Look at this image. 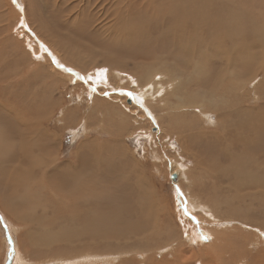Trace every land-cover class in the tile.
Wrapping results in <instances>:
<instances>
[{
	"label": "rangeland",
	"instance_id": "obj_1",
	"mask_svg": "<svg viewBox=\"0 0 264 264\" xmlns=\"http://www.w3.org/2000/svg\"><path fill=\"white\" fill-rule=\"evenodd\" d=\"M19 1L15 0L14 3L13 0H0V116L4 118L3 120L0 118V133L2 134H0V202L3 204L0 203V264H10L9 260L15 259L16 252L17 257L13 264H34L35 261L41 262V260H50L45 264H264V203L261 205L258 193L250 191L238 193L239 197L231 199L236 194L229 184L236 179L233 174H229L230 172L228 175L225 174L235 165L234 163L244 161V158L247 159L250 154L244 152V143L236 136V132L231 133L230 140L223 144L211 140L213 134H222L221 123L224 121L221 117L228 113H231L228 120L233 123L232 121L244 117L245 113L251 110L250 117L260 118L264 127V53L256 50L257 60L243 65L247 72L240 68L242 67L238 64L240 62H236L235 67L233 66L235 71H232V67L225 65V60L216 62H221L223 66L215 64V61L216 58L224 56V50L229 52L227 54L235 53L237 46L234 47L232 44L230 47L231 42L225 40L226 42L222 43L221 47L222 44L217 45V41L213 39V45H215L213 58L211 57L214 63L213 72L220 69L224 73L226 89L221 90L220 94L211 90L213 94L208 95L210 91L199 89L198 82L200 80L202 82V79H209L215 84L214 73L213 79L212 75L207 76L210 70L202 66L200 61L198 62L200 68L198 69L197 66V71L194 70L193 64L185 68V61L184 63L179 62L180 55L175 52L170 43L166 44L162 38L154 39L159 35H156L153 30L152 33L137 32L138 35L146 38L148 48L145 56L136 54V51L128 49L127 45L120 44L116 49L110 47L113 39L111 36L115 35L114 30L139 27V25H133L132 21L142 11L151 13L153 12L152 5L160 8L167 0H119L117 3L106 6L104 9L106 16L100 18L104 22H95L93 18L95 10L84 12L78 17L75 16L83 8L82 5L86 4V0ZM225 1L227 5L230 4L229 0ZM234 1L238 4V10L246 11V14L250 15L249 18H254L261 25V29L264 28V0H244L245 3L242 0ZM224 2L219 1L218 3L221 5ZM225 5L224 3L223 6ZM186 6V0H178L170 7L181 16L179 10ZM73 7H75L73 14L70 11L67 15L68 10ZM46 8L47 10H44ZM110 10L114 11L115 24L109 20ZM22 21L27 28L21 26ZM107 22L109 23L107 33L102 32L101 34L100 30L99 38L92 36V30L95 31L99 26L107 25ZM191 26L188 24L186 28L189 29ZM173 29L171 25L165 24V30L169 33ZM187 29L177 30L181 38L189 37L194 42L201 39V36ZM32 33L36 40L32 38ZM126 34L122 31L118 33V36L124 37ZM108 35L110 38H103ZM213 37H215L214 34ZM132 38L134 37L131 35L124 37L125 40ZM262 38H264V33H262ZM138 49L142 50L139 45ZM103 50L104 53H102ZM262 50L264 51V45ZM120 53L122 57L119 56ZM240 54L247 56L245 51ZM53 56H57L59 60L55 65L52 63ZM127 56L132 59H126ZM194 61H197V58ZM57 64L62 68L70 69L72 74L79 73L80 77L82 76L80 79L102 71L104 78L107 79L106 81L104 79L106 83L102 85L100 82L87 81L89 83L87 85L78 78L77 81H70L68 84L65 79L61 78L63 71L57 67ZM164 64L166 67H161ZM171 64L173 66H170ZM141 66L149 68L158 75L154 77V83L163 81L165 82L164 88L166 86L167 88L161 95L157 94L151 98L152 91L145 96V102H136L135 100L141 95V90L133 86L135 83L133 85L129 83V76L134 75L138 78ZM169 66L172 67L171 71L168 69ZM82 71L89 74L83 76ZM18 82L22 83L20 87H18ZM144 84L143 82L141 85ZM151 86L153 87V84ZM203 88L206 89L204 86ZM17 99L26 110L25 115L20 116L24 124L22 123L19 129L9 116L11 111L14 112L9 107ZM147 99H153V102ZM34 102L38 103L39 107L44 105L35 114L31 113ZM8 123L10 125H7ZM11 127L13 129L16 127L15 129L19 130H16V133L18 131L22 134H16L15 130L11 131ZM26 128L31 129L32 133L28 130L31 134H26L21 138L23 132L27 131ZM12 133L13 136H11ZM5 134L7 137L9 134V137L14 140L7 138ZM16 137L20 145L16 142ZM90 142L97 145L104 144L105 148L107 147L106 150L102 148L101 152L105 151V156L103 153L101 157L105 158L107 164L115 169V174L113 172V175L109 176L110 181L99 177V180L103 182L101 187L104 191L110 188L109 182L112 185L119 182L120 175L122 179L125 177L123 182H129L128 186L125 184L127 187H124L129 190V193L131 192V197L121 194L119 199L120 203L130 209L127 220L123 219L120 224H109L113 217L106 215L108 211L104 212L105 217H109L110 221L104 223L101 228L109 229L110 226V229L116 231L117 237L105 241L107 245L103 243L101 245L105 246L101 247L95 246L98 245L97 243L93 246L86 240L75 241L77 247H74L73 251L68 249L69 252L62 257L56 256L57 239L61 236L52 241L51 246L47 243H44L45 247L42 246L40 249L35 246L36 255L31 253L30 245H26L25 252L22 253L20 244L21 241L26 240L23 236L24 227L22 228L19 221L8 211L9 209L13 211L15 205L16 213L22 215L19 213L23 212V207L17 206L18 196L8 191L4 192L3 186L9 181L13 182L9 176L22 175L23 177L24 175L23 185L25 184L26 187L22 194L27 198H29L26 193L27 183L30 186H37L39 179L38 191H32V199H26L27 203H24V206H27L25 213L28 217L37 194L40 195V204L42 201L45 203L43 193L47 197L55 195L51 189L44 190L42 187V181L46 177L45 174L42 177L39 170L43 168L44 162L53 163L56 158L62 165L75 167L73 162L77 150L82 144L91 145ZM14 146L17 147L16 150ZM92 147L93 145L89 153L87 152L88 155L94 154ZM205 148L210 151L204 152ZM17 152L19 155H16ZM217 152L223 153L225 158L214 156ZM9 154L14 155L13 162L7 160ZM26 155L30 158L29 160L27 157L30 165H28ZM96 156L98 160H102L100 155ZM253 156L254 163L264 165V158L255 154ZM30 166L32 169L27 168ZM66 167H56L53 172L59 175ZM24 168L29 169V171L25 170L29 173L31 171L32 176L39 178L35 180L26 171L24 173ZM218 170L217 174L223 173L225 178L214 177L215 171ZM212 173L215 179L210 177ZM173 174L177 177L176 181L171 179ZM260 174L262 176L264 171L259 172L257 177H260ZM28 177L35 181L30 179L26 182L29 180ZM218 179H225L226 182H222L221 184H224L221 185ZM121 185L124 184L121 183ZM178 189L187 199L190 214L188 216L183 212L182 197L177 194ZM17 190L21 191V188ZM243 196H246L245 201L235 203V199ZM5 198L7 199L4 200ZM191 198L205 204V207L208 206L204 210L208 215H204L205 212L203 213L201 209L189 208L188 204L191 205V203L188 199ZM140 200L146 201V204L150 203V205L147 204L146 212L142 214L136 212L134 208L143 203H140ZM227 203L230 205L227 206ZM45 204H48V200ZM74 209L77 208L66 205L62 207V211L59 209L60 215L69 214L71 216ZM201 213L205 219L200 217ZM38 214L40 215L39 211ZM38 214L36 213V216ZM252 215L253 221L251 220ZM240 223H245V225ZM204 225L211 234V236L209 234L205 236L210 239L206 241L200 239L197 243L190 241L187 235H190L188 233L190 228H202ZM39 227L34 225L31 229L36 232L40 229L42 231L43 227ZM55 229L54 224V227L42 235L48 237ZM126 230L130 231V235ZM77 231H81V228L78 227ZM120 231L126 233L119 234ZM109 232L112 231L109 230ZM220 239L223 242L219 243ZM49 247H52V254H50ZM9 250L14 253V256ZM78 250L82 251V254L86 250L87 253L93 251L92 255L104 256H98L99 259L96 260L92 257L72 258L78 254ZM108 254L110 257H106ZM38 255V260H36ZM20 257L21 260H19Z\"/></svg>",
	"mask_w": 264,
	"mask_h": 264
},
{
	"label": "bare ground",
	"instance_id": "obj_2",
	"mask_svg": "<svg viewBox=\"0 0 264 264\" xmlns=\"http://www.w3.org/2000/svg\"><path fill=\"white\" fill-rule=\"evenodd\" d=\"M20 1L24 2V0H20ZM175 1H178V0H167V2L163 6H161L160 8H156L155 6L152 5L153 12H151V13H146V12L142 11V13L136 19H134L132 21L133 25H139V27L123 28L121 30H114L115 35L111 36L113 39L111 41L110 47H111V49H116V48H118V46L120 44L121 45H127V48L136 51V54H138L140 56H145V53L147 52V48H148L146 46V38L138 35L137 32L145 31L146 33H152V30H153L156 33V35H159L158 37H155L154 39L162 38L166 44L170 43L171 47L175 50V52L178 55H180V61L179 62L184 63V61H185V63H186L185 68L188 67L189 65L193 64L194 70L197 71L200 68L199 63H198L199 61H200L202 66H204L206 68L208 67L210 72L207 76L212 75V79H213V73H214L215 84L211 83V80H209V79H206V80L202 79V82L200 80L198 82L199 85L197 84L198 88L202 89L204 91H208V92L210 91L208 95H210V93L213 94V92H211V90L216 92L217 94H220L219 92L221 90L226 89V87H225L224 79H223L224 73L220 69L217 72H213L212 66L214 65V63L212 61L213 59L211 60V57L213 58V48L215 50V47H214L215 45H213V42H214L213 39H215L217 41L216 42L217 45L219 43H221V44L225 43L226 42L225 40H227L228 42L229 41L231 42L230 47L232 46V44L234 47H235V45L237 46V48H236L237 51L235 53L233 52L230 54H227L229 52H226L224 49H223L224 50L223 51L221 49L223 51L224 56H221V58H216L215 64H219V65L223 66V64L221 62H220L221 64L216 63V62H218L217 60H222V61L225 60V62H224L225 65L226 66L228 65L229 67H232V69H233V66L235 67L236 62L237 63L240 62V63H238V64H241V66H242L240 68H243L242 70L247 72L246 69L243 67V65H245L246 63H249L251 61L253 62L255 59L257 60L256 50H258L260 53H264V51L262 50L263 45H264V42H263L264 38H262V33H264V28L261 29V25L258 24V22L254 18H251V17L249 18L248 16H250V15H247L246 11L238 10L237 9L238 4L235 3L234 0H229L228 1L230 3L229 5H227V2L226 1L224 2V0H186L187 6L185 8H181L179 10V12L181 13V16L178 13H176L175 11H173L170 7ZM219 1L224 2L226 4L225 7L223 6L224 3H222L223 5L221 4L222 5L221 6L218 3ZM237 1H239V0H237ZM117 2H119V0H86V4L82 5L83 8L75 16L78 17L79 15H81L84 12L95 10V12H96L95 17H93L94 20H96L95 22H98V21L104 22V20L100 19V18L106 16V12L104 11V9L106 8V6L117 3ZM242 2L245 3L244 0H242ZM227 6H229V7H227ZM44 10H47V8ZM70 11L73 14V12L75 11V7L69 9L66 14L69 15ZM109 20L113 24L116 23V18H115V14H114L113 10L109 11ZM145 22H146V24H145ZM165 24H169L174 28L171 33H169L167 30H165ZM188 24L192 25L189 29L186 28V25H188ZM108 25H109V23L107 25L106 24L103 25L102 27L99 26L95 31L92 30V33H91L92 36H94L96 39L99 38L100 36H98L99 35L98 32L100 30H101V34H103L102 32L107 33L108 28H109ZM106 26H108V27H106ZM104 28H107V29H104ZM180 29H187L191 33H196L195 35L201 36V39H199L196 42H194L189 37H186L183 39L177 33L178 32L177 30H180ZM122 31L127 33L126 36L131 35L134 38L125 40L124 37H126V36H124V37L118 36V33L122 32ZM213 34L215 35L216 38L213 37ZM31 36L34 40H36L33 33L31 34ZM103 38L108 39V38H110V36L108 35V36L103 37ZM185 40H188V41H185ZM227 43H226V45H227ZM138 45L142 48V50L138 49ZM220 46L222 47L223 44ZM249 47H250V49H249ZM258 47H260V48H258ZM244 51L246 52V55L248 57L240 54V53H243ZM208 52L210 53L209 56H208ZM230 52H231V50H230ZM102 53H104V50ZM119 56L122 57V54L120 53ZM225 56H226V58H225ZM259 56H260V54H259ZM53 58L54 59H53L52 63H54V65H55V63L59 62V60H58L57 56H53ZM195 58H197V61H194ZM126 59H132V58L130 56H127ZM259 61H261V60H259ZM209 62H210V64H209ZM208 64L211 66L209 67ZM135 66H140V65H135ZM170 66H173V65L171 64ZM170 66L168 67L169 71H171L170 68H172ZM197 66H198V69H197ZM161 67H166V65L164 64ZM60 68L63 71V74L60 76H61V78L65 79L68 84L70 83V81L75 82L78 80V78L80 79L82 77V76L80 77L79 73H77V74H72L70 72L67 73V71L64 70L65 68H62V67H60ZM134 68H136V67H134ZM218 68L219 67H217V69ZM234 69L232 71H235ZM83 70L86 71V69H83ZM237 70L239 71V69H237ZM85 71H84V73L82 71L83 76H86L87 74H89L88 72L86 73ZM139 72H140V75H138V78L134 75H131V76L128 75L130 77L129 83L131 85H133V83H135L133 86L137 87V89L141 90V95L139 96V98L138 99L135 98L136 102H145L144 101L145 96L149 95L152 91H153V94L151 95V98L155 97L157 94L161 95L164 92V89L167 88V86L164 88L165 82H163V81H155V83H154V77H156L158 75L153 73L149 68L141 66L139 69ZM92 76H90V77L86 76L85 77L86 79L83 77L84 80L83 79H80V80H82V82L86 83L87 85L89 84V83H87V81H91V82H95V83L100 82L102 85H104L106 83L105 81L107 79L104 78L105 76L102 73V71H98L97 73L92 74ZM95 76H98V78H95ZM104 79H105V81H104ZM141 79H143V80H141ZM143 82L145 84L141 85ZM100 83H99V85H101ZM151 84H153V87L151 86ZM201 84L207 90L204 89ZM21 85H22V83L18 82V87H20ZM104 89H105V87H104ZM163 98H164V96H163ZM147 100L150 102L151 99L150 100L147 99ZM152 100H151V102H153ZM41 101H43V100H41ZM7 103L9 104V102H7ZM39 103H40V101H39ZM37 104L38 103L34 102L32 109H31V113L35 114L36 112H38V110L40 108L44 107V105L42 107H39ZM45 107H47V106H45ZM9 108H12V110L14 111V112L11 111L9 116H11L12 120L14 121L13 123H15L16 126H18L17 128L19 129L23 123V120L21 121L20 116L25 115V113H26L25 107L21 106L19 99H17L16 102L12 103ZM6 110H7V107H6ZM250 113H251V110L249 112H246L244 117L238 118V119L232 121L233 123H230V121L228 120V118H230L231 113H228L226 116H222L221 119H223V121H224L223 123H221L222 124V128H221L222 134H219V133L213 134L212 133L213 135L211 137V140L213 139L214 142H216V143L219 142V144H223L227 140H230V138L232 137L231 133L236 132L235 133L236 136H238L239 139L244 143L243 144L245 146L244 152L248 153L250 155L249 156L246 155V157L247 156L248 157H247V159L244 158V161H241V162L238 161V163H234V162H236V161H234L233 163L235 165L233 164L234 166L232 165L233 167L229 168V171L227 173L225 172V174H227V175L230 172L229 174L230 175L233 174L234 179H236V180H233L231 182V184H229L230 187L233 188V190L236 194L231 199L239 197L238 193H242V192L244 193L246 191H250L251 193H258L259 194L261 205H263V203H264V174L262 176L260 174V177H257V175L259 174V172L262 173L264 171V165L254 163L255 161L253 159V157H254L253 154L259 156L260 158L261 157L264 158V133H263L264 127H263V124L261 122V119L256 117V116L251 118ZM0 118L2 120L4 119L1 116H0ZM5 120H7V119H5ZM5 122H7V121H5ZM9 123L11 124L10 121H9ZM9 123L7 125H10ZM28 125H30V124H28ZM13 126H14V124H13ZM6 127H8V126H6ZM2 128H4V127H2ZM15 128L16 127H14V129L12 128L11 131L15 130L14 132L16 133V130H18V129H15ZM26 129H27V131L29 130L31 132V129H28V128H26ZM8 130H10V129H8ZM18 131H17V133H18ZM27 131L23 132V135L21 136V138L26 136V134L32 133V132L30 133L29 131L28 132ZM21 134H22V132H21ZM21 134H19V135H21ZM13 135L14 134L12 133L11 136H13ZM9 136L10 135L8 134V137ZM6 137H7V135H6ZM9 138L12 139V137H9ZM30 138H29V140H30ZM4 140H6V139H4ZM8 140H10V139H8ZM12 140H14V138ZM12 140H10V141L12 143L13 142L15 143V141H12ZM16 140H17V137H16ZM25 140H27V139H25ZM10 141H8V142H10ZM234 141H236V140L234 139ZM16 142L18 143V140ZM22 142H23V140H22ZM24 142H26V141H24ZM186 142H187V140H186ZM90 143H92V142H90ZM22 145H25V144L22 143ZM92 145H93V147L91 148V150L94 152V154L91 151L92 155H88L90 147ZM112 146H113V144H112ZM3 147H5V145ZM14 148L16 150L17 147L14 146ZM24 148H23V150H24ZM102 148H105L104 144L97 145L95 143H92L89 146H87L86 144H82V146L79 147V149L77 150V152L75 154V158H74L75 161L73 162V165L75 167H71L68 165H62L58 162V160L56 158H54L53 163L52 162L45 163L46 162L45 161L43 168H41V170H39V171H41L40 175H42V177H43V175L45 174V177H46V179H44L42 181V187L44 190L51 189V191L53 193H55V195H54V197H52V196L47 197L46 194L43 193L44 199H45L44 201L46 203V200H48V204H45L43 201H42V204H40V198H39L40 195L37 194L35 200L32 203L33 208L28 213V217L26 216V213H25L27 206H24V203L25 202L27 203L26 199L27 200L32 199V194H31L32 191H36V190L38 191V184H39L38 178L39 177L36 178L37 176L34 177L35 175L32 176L30 174L31 171H30V173L28 172L29 169H32L31 166L27 167L29 169L24 168V173L26 171L25 169H27L28 171H26V173H29L28 174L29 176L31 175L32 177H34L35 180L38 179L37 186H35V185L30 186L29 183H27L28 187L26 189V193L29 197V198H27V197H23V194H22V192L25 190V187H26L25 184H24L25 186L23 185V178H25L24 175H23V177H22V175H10V176L8 175L10 177L9 179L12 180L13 182L9 181L8 184H5L3 186L5 188L4 192L8 191L9 193H13L16 196H18L17 206L23 207V212L19 213V214H22L24 216L18 215V213H16L15 205L13 206L14 207L13 211H11V209L8 208L10 210V211H8V213L10 215H12L17 221H19V223L21 224L20 226H22V228L24 227L23 236H24V239L26 238V240H23V241L20 240L21 241L20 248H21L22 253L25 252L26 245H30L31 246V250H30L31 253L36 255L37 253L34 249L35 246H38V248L40 249V248H42V246H44V243H47L49 245L52 241H54L56 238L61 236V238L57 239L58 240V243H57L58 244V248H57L58 250L56 251V256L62 257L63 255H66L67 252H69L68 249L73 251V249H75L74 247H77L74 243L75 241L86 240L87 243H91L93 246H94V243H97L98 245H95V246L101 247V246L107 245V243H105V241L111 240V239L117 237L116 231L113 230L112 228L110 229L109 225H108L109 229H107L106 227L101 228V226L104 223H106L107 221H110L109 217H105L108 214L111 218L113 217L112 218L113 220L111 219L112 221L109 223L112 225L115 223L120 224L123 221V219L127 220L126 217H128L130 215V213H129L130 209L126 208V206L123 203H120L119 199H120L121 194L131 197V195H130L131 192L129 193V190L126 188L128 186L127 184H129V182L128 183L123 182V179L125 177L122 179V175H120L122 180L119 178L120 179L119 182L123 183L124 185H121V183L119 184L118 181H117V183H114L116 181V180H114V182H113L114 185H112L111 182H109V185H110L109 189H106L104 191V189L101 187V184L103 182H101V180H99L100 179L99 177L107 179L108 181H110L109 176L115 174V172H114L115 169L111 168L109 166V164H107L105 158L101 157V155L103 156V153L105 152V151L103 153L101 152V150H103ZM106 148H105V150H106ZM8 149H7V151H8ZM226 149H228V148H226ZM5 150H6V147H5ZM203 151L208 153L210 150H208V148H205V149H203ZM26 152H25V154H26ZM28 152L31 153V151H28ZM8 153H10V152H8ZM21 153L24 155L23 152H21ZM212 154H213V152H212ZM16 155H19V153ZM28 155H26V159H27ZM96 155H100L102 160H98V157ZM198 155H199V153H198ZM207 155L209 156V154H207ZM3 156H4V154H3ZM24 156L20 155V157L25 158ZM104 156H105V153H104ZM214 156H216L217 158L218 157L225 158L224 154L221 152L215 153ZM18 159L20 160V158H18ZM26 159H25V161H26ZM7 160L9 162H13L15 160L14 155L9 154ZM29 160H30V158H29ZM29 160H28V163H29ZM40 161H41V159H40ZM40 161H38V163ZM42 161H44V160H42ZM21 162H23L22 159H21ZM17 163H18V161H17ZM51 163L54 166H52V167L49 166V165H52ZM25 164H26V162H25ZM34 164L36 165L37 163H34ZM28 165H30V163ZM26 166L27 165H25L24 167H26ZM64 166H67V167L63 168L62 172L59 175H56L55 172H53L56 167H64ZM212 169H214V168H212ZM16 170H18V169H16ZM20 172L23 173L22 171H20ZM218 172H219V170L215 171L216 175H214V177L215 176H218V177L222 176L225 178V174H223V173L217 174ZM32 173H33V171H32ZM117 173H119V172L117 171ZM175 174H177V173H175ZM175 174L171 175L172 181H176L177 177ZM25 176L27 177V175H25ZM172 176H173V178H172ZM210 177L214 178L213 173L210 175ZM28 179H29V177H28ZM30 179L26 180V182H29ZM35 180H32V181H35ZM185 180H187V179H185ZM216 180H217V178H216ZM218 181L220 184L224 181L226 182L225 179H218ZM223 184H221V185H223ZM124 186H126V187H124ZM18 188H21V191H18L17 190ZM187 194H188V192H187ZM137 197H141V196H137ZM192 198L188 199V201H190L189 203H191V205L188 204L189 208H192V209L195 208V210L201 209L204 213L205 212L204 210L208 206L205 207L204 206L205 204L203 205V203L194 201ZM6 199L7 198H5L4 200H6ZM137 199H136V201H138L140 198L138 200ZM23 200H24V202H23ZM106 200H108V202H104ZM245 200H246V196H243L241 198L235 199V203H237V202L241 203L240 201H245ZM100 201H102V202H100ZM141 202H143V200H140V203ZM147 204L150 205V203H147ZM147 204L145 201L140 206H137V207L135 206L134 208H136L135 209L136 212L138 211L139 214H142V213L146 212V210L148 209ZM1 205H3V204L1 203ZM66 205H71V206H73V208H77L76 210L74 209V212L71 216L69 214L67 216H61L60 215L59 209L62 211V207H66ZM229 205H230V203H227V206H229ZM102 206H103V210H102ZM132 208L133 207L131 206V209ZM149 209H150V207H149ZM38 211L40 212V215L38 214ZM106 211H108V213L106 215H104L106 213ZM36 213L38 214V216H36ZM51 214H55V215L52 216ZM205 214H206V212L204 213V215ZM206 215H208V214H206ZM209 216H210V213H209ZM200 217L202 219H205V218H203L202 213H201ZM206 219H208V218H206ZM252 219H253V215L251 216V220ZM136 221H137V219H136ZM242 222H244V221H242ZM248 222H249V220H248ZM54 224L56 225L55 231L52 234H50L48 237L43 236L42 234L44 232L48 231L51 227H54ZM240 224L245 225V223L244 224L240 223ZM34 225H38L40 227L42 226L43 227L42 231H41V229L38 230V232L33 231L31 228ZM78 227L81 228V231H77ZM109 230L112 232H109ZM135 231H137V230H135ZM189 231H188V233H190V235L189 234H187V235L189 237V240L193 241V243H197L201 239V235L205 236L206 234H209L211 236L209 230L206 228L205 225L202 226V228L201 227L200 228L199 227H196V228L192 227V228H190ZM127 232L130 235V231H127ZM125 233L126 232H123V231L119 232V234H125ZM221 242H223V241L220 239L219 243H221ZM103 243L105 245H101ZM50 246H51V244H50ZM49 248H46V249H49L50 254H52V251H51L52 247H49ZM86 250L85 251L83 250L84 251L83 254H82V251L78 250L77 251L78 254H76L72 258H75V257H85V258L92 257V259L94 258L93 260H96V259H99L98 256H104V255H92L93 251L91 253H87ZM9 251L14 256V253L11 250H9ZM73 253H75V251ZM16 254H17V252H16ZM16 254L14 256L15 259L17 257ZM108 256H109V254L106 257H108ZM22 257L24 258V256H22ZM37 257H39V255L36 256V258H35L36 260H38ZM49 258H50V256H49ZM21 259L22 258L20 257L19 260H21ZM14 260L13 259L11 261L9 260L10 264H13ZM46 262H50V260H47V261L41 260V262L35 261L34 264H45ZM23 263H26V262L23 261ZM78 263H79V261H78Z\"/></svg>",
	"mask_w": 264,
	"mask_h": 264
},
{
	"label": "snow or ice",
	"instance_id": "obj_3",
	"mask_svg": "<svg viewBox=\"0 0 264 264\" xmlns=\"http://www.w3.org/2000/svg\"><path fill=\"white\" fill-rule=\"evenodd\" d=\"M13 2L15 3V0H13ZM21 26L27 28V25L23 23V21L21 22ZM57 67H62L61 65L57 64ZM65 71L70 72V69L65 68ZM159 78V77H158ZM83 79V78H82ZM128 95H131L130 93H128ZM143 105H141L142 107ZM177 194L180 195L182 197V207H183V212L186 216L190 215L188 212V208H187V199L183 197V193L179 191V189L177 190ZM192 219H195L194 217H192ZM201 239L202 240H208L210 239L208 236H204L201 235Z\"/></svg>",
	"mask_w": 264,
	"mask_h": 264
},
{
	"label": "water",
	"instance_id": "obj_4",
	"mask_svg": "<svg viewBox=\"0 0 264 264\" xmlns=\"http://www.w3.org/2000/svg\"><path fill=\"white\" fill-rule=\"evenodd\" d=\"M172 178H173V176H172Z\"/></svg>",
	"mask_w": 264,
	"mask_h": 264
}]
</instances>
